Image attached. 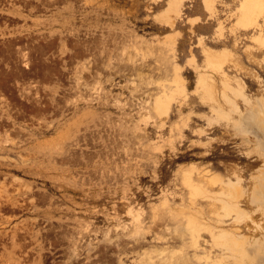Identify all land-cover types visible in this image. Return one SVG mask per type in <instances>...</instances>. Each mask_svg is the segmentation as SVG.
Returning <instances> with one entry per match:
<instances>
[{"label": "rangeland", "instance_id": "rangeland-1", "mask_svg": "<svg viewBox=\"0 0 264 264\" xmlns=\"http://www.w3.org/2000/svg\"><path fill=\"white\" fill-rule=\"evenodd\" d=\"M210 1L0 0V264H119L131 208L139 249L190 216L233 232L214 177L242 180L264 248V19Z\"/></svg>", "mask_w": 264, "mask_h": 264}, {"label": "bare ground", "instance_id": "bare-ground-1", "mask_svg": "<svg viewBox=\"0 0 264 264\" xmlns=\"http://www.w3.org/2000/svg\"><path fill=\"white\" fill-rule=\"evenodd\" d=\"M171 1L172 7H177L183 0ZM206 5L208 6V9L212 11L213 7L210 0H206ZM239 9L240 12L238 22L243 27H258L257 13L263 15L264 19V0H245L242 7ZM260 104L263 105L261 113H263L264 116V101H261ZM261 174L262 173H260V175ZM187 179L191 184V178L187 177ZM260 180L263 182L264 177H261ZM210 183L220 189L219 194L215 196V200L219 201L220 205L216 206V216L213 217L214 219L212 220H215L216 223L223 224L228 219H234L236 224L233 232L226 230L216 232L214 231L215 228L210 223L201 222L198 218L190 216L185 220V230L177 232L176 228L171 229L169 233L170 238L163 237V235L167 232L163 231L162 234L159 230L158 235L160 236L156 238L159 241L165 240L166 238V246L160 247L159 245H156L157 247L151 250H148L146 247L139 249L136 242H139L141 239L143 221L141 220V213H135V211L131 208L128 213L132 216L131 222L125 223L122 226L119 238V264H126L127 261L131 264H248V262L251 264V260H253L256 255L261 252V250L264 251V248L259 240L252 241L246 236L240 235V232H242V230L246 231L247 226H249L252 222L245 220L246 218H244L248 213L243 207L249 199L246 197L248 192L243 187L242 180L240 178L234 180L232 178L225 179L223 177H214L210 180ZM196 187L199 188V186ZM172 214L173 212L170 210L168 212L170 219L172 218ZM248 218L250 219V217ZM129 226L133 227L135 232L133 236L136 238V241H133L130 245L126 242L125 233L128 231ZM202 230H209L211 232V238L214 244L219 243V238L227 237L226 243H222L224 245V251L220 257L212 258L210 256V252L201 253L199 251V247L201 246L200 239L202 236ZM248 246H252L254 250L249 251ZM176 248H180L181 252L179 254L176 251ZM142 250H144V252H141Z\"/></svg>", "mask_w": 264, "mask_h": 264}]
</instances>
